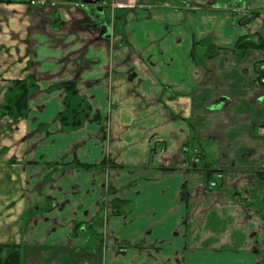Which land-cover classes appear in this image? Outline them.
Instances as JSON below:
<instances>
[{
  "label": "crops",
  "instance_id": "1",
  "mask_svg": "<svg viewBox=\"0 0 264 264\" xmlns=\"http://www.w3.org/2000/svg\"><path fill=\"white\" fill-rule=\"evenodd\" d=\"M92 1L0 0V37L21 43L0 105L32 84L26 117L0 116L22 264H264V0ZM63 81L91 105L70 132Z\"/></svg>",
  "mask_w": 264,
  "mask_h": 264
},
{
  "label": "trees",
  "instance_id": "2",
  "mask_svg": "<svg viewBox=\"0 0 264 264\" xmlns=\"http://www.w3.org/2000/svg\"><path fill=\"white\" fill-rule=\"evenodd\" d=\"M261 45H255L246 40H239L236 44V49L247 50L261 47ZM12 83L19 90L18 96L14 101L1 105L0 115L7 116L13 122H17L27 115L29 91L32 84L27 78L24 80H14ZM57 86L63 91L62 110L56 116L60 124V130L62 132L74 131L81 127L89 118L91 111L90 104L78 93L74 81H63L58 83ZM184 199L186 198L184 197ZM111 204L112 207H115L114 200H112ZM20 261L21 252L19 246L14 244H0V264H21Z\"/></svg>",
  "mask_w": 264,
  "mask_h": 264
},
{
  "label": "rangeland",
  "instance_id": "3",
  "mask_svg": "<svg viewBox=\"0 0 264 264\" xmlns=\"http://www.w3.org/2000/svg\"><path fill=\"white\" fill-rule=\"evenodd\" d=\"M17 27L18 26H16V28ZM14 29L15 28H13V30ZM17 32H21L20 35H22V31L21 30H18ZM15 37H17V36H15ZM0 38H1L0 39V48H1L0 49V61H3L4 62L5 60H7L8 63L11 64L12 62H14V60H17V54H18L17 50H21V43L17 44L18 43V39L17 38H11L9 35H7L6 37L1 36ZM4 43L6 45L5 48L2 45ZM22 58L23 57H21L20 60ZM14 65H17V63H13V66ZM0 74H2V72H0ZM4 74H6V72H4ZM113 76H114V74H113ZM10 86H11V88L7 90V95H6V99H5L4 103L12 102L18 96V91L19 90L17 89V87L15 85H13V83H11ZM57 89H59L58 86H57ZM59 90H61V89H59ZM62 98H63V93L61 94V105H62ZM0 107H1V105H0ZM106 110H107L106 111V113H107L106 116H108V118L111 117V108L110 107H107ZM1 117H3V116H1ZM91 117L92 116L90 114L89 115V118H91ZM108 118H107V120L103 124L102 133L104 135L105 144H106L105 145V150H104L106 152V155L105 156H109L110 157L109 150H110V146H111L112 133H111V130H110V126L111 125L109 123V119ZM5 122H7V123L5 124V123H3V120H0V127H1V129H2V127H4V124H5V126L7 125V127H9V126H14L15 123H16V122H13L7 116H6V121ZM11 129H13V128H11ZM108 158H105V160H104L106 169L109 168V166H110V162H109V159ZM2 171H4V169L2 170L1 164H0V175L3 173ZM105 177H106V174L104 173V178ZM5 184H6L5 182H3L2 180H0V212H1V214H0V220L2 221V222L0 221V244H8V245L14 244L16 246H19L20 252H21V261H20V263L22 264V255H23L22 247L19 244L15 243L13 240H11L13 238V235H14V230H9V229H13V228L12 227L10 228L9 226L4 225L5 218L3 216H4L5 213L2 212V211H5L4 210L5 204L13 205L12 203H9V201H8V203H6L7 202L6 201L7 199L4 198V195H6V196L7 195H10V193L7 192V188H10V187L13 188L12 187L13 184H9L7 188H5ZM106 185H108V184L106 183ZM2 190H3V192H2ZM109 190L110 189H109L108 186H105V188L103 190L105 196H104V199H103L102 202H103L105 208H107V207H109V206L112 205L110 203L111 199H110V196L109 195H111V194H110V191Z\"/></svg>",
  "mask_w": 264,
  "mask_h": 264
},
{
  "label": "built area",
  "instance_id": "4",
  "mask_svg": "<svg viewBox=\"0 0 264 264\" xmlns=\"http://www.w3.org/2000/svg\"><path fill=\"white\" fill-rule=\"evenodd\" d=\"M32 3H33V2H32ZM112 6H113V7H120L119 4H118L117 2H115V0L112 2ZM121 7H123V6H121ZM258 70H259V72H260V80H261L262 82H264V64H259ZM259 131H260V133L264 134V128H260ZM197 162H198V159L195 158V159H194V164H196ZM221 177H222L221 173H218V174L216 175V178H217V179H220ZM215 185H216V182H214V181L209 182V186H210V187H213V186H215Z\"/></svg>",
  "mask_w": 264,
  "mask_h": 264
},
{
  "label": "water",
  "instance_id": "5",
  "mask_svg": "<svg viewBox=\"0 0 264 264\" xmlns=\"http://www.w3.org/2000/svg\"><path fill=\"white\" fill-rule=\"evenodd\" d=\"M87 2H95V1H92V0H86Z\"/></svg>",
  "mask_w": 264,
  "mask_h": 264
}]
</instances>
